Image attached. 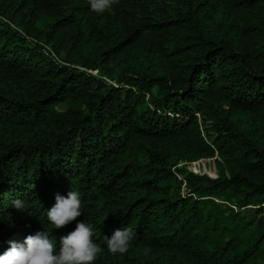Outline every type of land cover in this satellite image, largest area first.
I'll return each instance as SVG.
<instances>
[{"label": "trees", "instance_id": "1", "mask_svg": "<svg viewBox=\"0 0 264 264\" xmlns=\"http://www.w3.org/2000/svg\"><path fill=\"white\" fill-rule=\"evenodd\" d=\"M71 187L95 264H264V0H0V254Z\"/></svg>", "mask_w": 264, "mask_h": 264}, {"label": "clouds", "instance_id": "2", "mask_svg": "<svg viewBox=\"0 0 264 264\" xmlns=\"http://www.w3.org/2000/svg\"><path fill=\"white\" fill-rule=\"evenodd\" d=\"M117 0H87L90 10L101 15ZM13 204L25 210L23 201ZM83 204L78 190L71 187L67 196L57 194L55 204L47 210V221L56 229H63L72 222L75 227L60 237V246L50 238L47 231H38L28 235L23 242L9 241L10 247L0 254V264H95L99 254L104 250L95 240V227L77 220L83 215ZM135 233L124 227L116 229L106 237L107 251L113 255H123L130 249Z\"/></svg>", "mask_w": 264, "mask_h": 264}, {"label": "rangeland", "instance_id": "3", "mask_svg": "<svg viewBox=\"0 0 264 264\" xmlns=\"http://www.w3.org/2000/svg\"><path fill=\"white\" fill-rule=\"evenodd\" d=\"M189 167H193V166H200L202 169H209V170H212L214 171L215 170V164H214V160L211 159H207V160H203V161H200L196 164H193V165H188ZM246 214H248L250 216V218H254L255 217V209L254 208H251V209H247L246 211Z\"/></svg>", "mask_w": 264, "mask_h": 264}, {"label": "built area", "instance_id": "4", "mask_svg": "<svg viewBox=\"0 0 264 264\" xmlns=\"http://www.w3.org/2000/svg\"><path fill=\"white\" fill-rule=\"evenodd\" d=\"M197 163V162H196ZM196 163H194V164H196Z\"/></svg>", "mask_w": 264, "mask_h": 264}]
</instances>
